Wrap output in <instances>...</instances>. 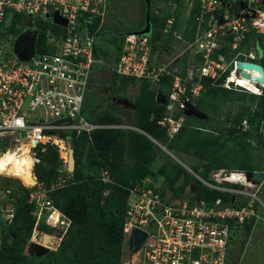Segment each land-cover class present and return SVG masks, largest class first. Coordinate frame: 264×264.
I'll return each instance as SVG.
<instances>
[{
    "label": "built area",
    "instance_id": "2783aa9c",
    "mask_svg": "<svg viewBox=\"0 0 264 264\" xmlns=\"http://www.w3.org/2000/svg\"><path fill=\"white\" fill-rule=\"evenodd\" d=\"M181 3L184 11L179 24L173 27L171 15L160 30L163 44H167L160 48L151 43V31L137 33L145 26L139 28L143 14L136 26L116 37L119 32L115 31V24L111 28L108 19L109 0H0V147L3 149L0 154L28 146L33 184H26L30 188L27 203L49 209L47 223L56 227L55 236L65 234L69 220L52 204L48 188L39 181L34 167L42 160L41 152L55 148L62 167H56L50 189L62 186L72 173L67 169V153L72 148L73 134L115 127L91 122L83 113L94 70L106 69L113 75L134 77L152 86L170 77L167 94L163 95L165 110L156 121L169 138L178 133L187 113L196 109L195 100L205 89L204 78L226 88L264 93V82L244 77L237 71L239 60L258 63L264 70V0H181ZM192 12L196 28L192 39L186 40L183 34ZM55 13L65 24L54 20ZM14 14H22V22L32 19L33 24L22 26L17 34L9 31L7 26ZM39 20L49 23L45 49L39 51L36 46L30 59L21 60L15 52V39L24 31L35 36ZM50 25L62 31L55 33ZM105 34L111 35L113 48V64L108 68V61L95 42V37ZM169 34L171 37L166 41ZM249 34L254 37L249 48H245L242 43ZM118 41L121 47L116 58ZM103 62L106 66L97 68ZM247 73L260 77L255 69H247ZM241 79L247 80L255 91L242 86ZM237 128L247 131L248 119L244 117ZM147 135L157 145L164 146ZM98 175L105 183L113 182L106 170ZM195 176L206 187L230 194V200L217 197L208 202L197 197L189 184L178 196L164 195L159 182L146 178L127 188L121 264H228L229 251L236 236L243 232L244 222L254 218V227L262 218L260 184L248 181L244 170L220 168L211 170L207 178L196 173ZM54 211L59 218L67 219L63 230L58 228L59 218L51 217ZM0 212L12 221L16 217L15 200H6ZM135 230L145 234L140 244Z\"/></svg>",
    "mask_w": 264,
    "mask_h": 264
},
{
    "label": "trees",
    "instance_id": "16d2710c",
    "mask_svg": "<svg viewBox=\"0 0 264 264\" xmlns=\"http://www.w3.org/2000/svg\"><path fill=\"white\" fill-rule=\"evenodd\" d=\"M152 2L149 17L151 43L155 47L160 45V48H163L167 44H163L160 30L171 15L174 16L173 27H176L181 20L184 8L181 0H152ZM157 3L162 6H155ZM194 12L190 14L185 25L183 37L186 40L192 39L196 28ZM144 18L145 3L139 28L145 24ZM22 21V14H14L7 29L17 34ZM37 23L39 26L36 42L38 50L42 51L45 49V31L49 23L42 20ZM50 27L55 33L62 31L59 27L53 25ZM170 37L169 34L166 41ZM253 37V35H247L242 46L249 48ZM261 38L259 37L260 40ZM120 47L121 42H116V58ZM182 60H185V56L182 57ZM118 77L120 76L114 74V83ZM122 79L126 85L137 82L134 77H122ZM170 81V77H165L157 86H152L144 80L139 82V89L133 101L132 116L134 119L130 124L139 131L121 128L123 119L113 111L103 110L102 112L89 113L86 112L84 105L83 113L89 121L115 125V127L97 128L90 134L82 133L78 136L73 134L75 168L69 174L67 182L62 186L50 189L56 173L50 174L46 178L48 197L60 213L69 220L65 232L66 239L61 240L57 249L51 252L48 264H121L122 216L128 195L127 188L154 173L151 164L160 154L159 150L154 147L156 143L147 134L171 151L204 160L203 163L193 166V170L203 178H207L211 170L220 168L244 171L263 170L262 166L255 162V150L260 147L264 151V93L257 95L242 90L238 92L220 84H211V80L204 78L205 89L194 104L196 110L203 115L187 113L178 133L169 138L165 129L156 122L165 110L164 103L157 100L156 93L157 90H161L163 95H166ZM226 104L229 106L228 111L222 112L221 109ZM234 109L236 110L233 112ZM244 117L249 121L247 131L237 128ZM253 140L256 144L253 143ZM50 148L48 147L46 151L48 152ZM53 149L55 158L46 160V165L52 166L50 171L55 170L59 162L58 152L55 148ZM101 170H106L113 182L105 183L100 180L98 174ZM156 173L164 178L173 196L180 195L185 186L191 183L195 195L208 202H212L217 197H222L226 202L230 200V194L206 187L196 177L170 160L165 161ZM181 175L184 176L180 180ZM226 184L229 185V183ZM102 187L111 189L110 203H114L121 212L120 216L111 222L101 218L103 205L100 203V190ZM27 197L23 202L13 198L16 204L15 218L23 204L27 202ZM236 205L239 206L238 203ZM51 217L52 219L59 218L56 211L52 213ZM60 220L61 218H59V222ZM253 224L254 218L243 224L239 256L243 251L247 236L251 233ZM70 245L71 247H69ZM32 258L38 259L37 256ZM23 259L28 260L27 256H23ZM237 263L238 258L234 260L233 264ZM36 264H40V262Z\"/></svg>",
    "mask_w": 264,
    "mask_h": 264
},
{
    "label": "rangeland",
    "instance_id": "374dc122",
    "mask_svg": "<svg viewBox=\"0 0 264 264\" xmlns=\"http://www.w3.org/2000/svg\"><path fill=\"white\" fill-rule=\"evenodd\" d=\"M109 23L111 28L115 24V31L119 32V37L122 32L132 29L141 20L143 14V0H109ZM151 5L153 2L151 0ZM155 6H162L158 4ZM115 22V23H114ZM33 24V20L27 18L24 22H21L20 27ZM111 35L105 34L101 37H95V42L102 51V56L107 59L108 63L98 64L97 68L112 67V55L113 48L111 45ZM139 89V82L126 85L122 77H118V80L110 85H104L102 83L89 82L86 90V112H102L103 110L113 111L116 115H119L123 119V123L120 125L124 129L138 130L133 125H130L133 121L132 111L134 108V98ZM232 89H234L232 87ZM241 92L238 89H235ZM236 96V94H235ZM248 102V100H246ZM229 106L226 104L222 107V112L228 111ZM236 109L233 110V112ZM264 129V126H263ZM139 131V130H138ZM264 133V131H263ZM232 143V141H230ZM253 143L256 144L255 140ZM71 147L73 148L72 144ZM156 150H159L160 154L154 161V168H158L165 161L170 160L180 165L186 172H189L194 177L195 171L193 166L201 164L204 160L193 157L188 154L171 151L166 146H154ZM3 149L0 147V151ZM50 151V152H49ZM255 162L262 166L264 171V151L262 148L257 147ZM42 161L35 166V174L42 182L43 186L47 189L45 181L48 175L55 174L56 169L50 171L52 166H47V161L51 158H55L54 149L51 147L48 152L45 150L40 153ZM58 162V159H57ZM60 163L58 162V165ZM68 169V168H67ZM229 170V169H226ZM155 169L152 175L147 176L146 179L160 183V190L164 195L171 192L170 188L166 185L164 178L156 173ZM73 172V171H72ZM249 172V171H248ZM0 207L9 198H15L19 202H23L30 192V188L25 182L16 175H9L0 172ZM39 174V176H38ZM197 174V173H196ZM184 175H181L183 178ZM192 184H189V188H192ZM257 189V186H255ZM109 187H102L100 190V203L103 205L101 210V218L107 222H111L120 216L119 208L110 203ZM258 198L261 206V216L255 223L252 232L247 236L242 253L238 254L239 242L243 237V232L236 236V242L233 248L229 251L228 264H233L234 260L238 258L237 264H264V179L258 186ZM262 202V204H261ZM100 213V211H99ZM49 215V209L41 208L40 205L24 203L23 207L17 214V218L9 221L0 212V264H48L51 252L57 249L61 240L66 239L65 234L55 236L56 227L48 225L47 216ZM98 215V212H97ZM100 218V216H98ZM67 219L62 218L59 222L60 230H63L66 226L64 223ZM57 234V233H56ZM61 237V239H60ZM80 238V237H79ZM34 244L45 247V251L41 253H35ZM81 246V243H79ZM79 246V247H80ZM71 247V245L69 246ZM78 247V246H77ZM23 256H27L28 260L23 259ZM33 256H37L38 259H33ZM24 260V261H23ZM36 262V263H35ZM125 263V262H124ZM123 263V264H124Z\"/></svg>",
    "mask_w": 264,
    "mask_h": 264
},
{
    "label": "water",
    "instance_id": "95a60500",
    "mask_svg": "<svg viewBox=\"0 0 264 264\" xmlns=\"http://www.w3.org/2000/svg\"><path fill=\"white\" fill-rule=\"evenodd\" d=\"M145 3V26L142 30L138 31L137 33H149L151 31V24H150V9H151V0H143ZM54 20L56 22L62 21L63 24H65L64 20H61L57 17V14L55 13ZM36 34L37 31H35V36H31L28 34V32H21L17 38L15 39V52L17 53L18 57L21 60H28L30 59L35 51H36ZM247 69H255L260 73V77L256 76H249L247 73ZM237 71H240V74L244 77H250L252 80H258L260 82H264V70L263 67L258 63H250V62H244L239 60L237 62ZM90 80L96 83H102L105 85H110L113 81V73L106 69H97L94 70L90 75ZM157 100L161 103H163V93L161 90H157L156 93ZM192 114L201 116V114L198 110L193 109L191 111ZM68 140H71V136L67 137ZM73 148L68 149V161H67V167L70 172H72L75 168V159L73 155ZM247 180L251 181L255 184H260L261 181L264 179V171L263 170H252V171H244ZM95 191V190H94ZM135 236L137 237V243L140 244L142 239L144 238L145 234L142 232H139L138 230L134 231ZM35 247V253H41L45 251V247L40 246L38 244L33 245Z\"/></svg>",
    "mask_w": 264,
    "mask_h": 264
},
{
    "label": "bare ground",
    "instance_id": "6f19581e",
    "mask_svg": "<svg viewBox=\"0 0 264 264\" xmlns=\"http://www.w3.org/2000/svg\"><path fill=\"white\" fill-rule=\"evenodd\" d=\"M234 79V77L232 76ZM242 86L255 91L250 87L247 80L241 79ZM32 160L28 154V146H23L20 149H7L0 154V172L9 175H16L21 178L25 184H33V172H32ZM1 174V173H0ZM236 174L232 175V179L235 180Z\"/></svg>",
    "mask_w": 264,
    "mask_h": 264
},
{
    "label": "crops",
    "instance_id": "0c3cea01",
    "mask_svg": "<svg viewBox=\"0 0 264 264\" xmlns=\"http://www.w3.org/2000/svg\"><path fill=\"white\" fill-rule=\"evenodd\" d=\"M154 164H155V162H153V163L151 164V169H152L153 171H154L155 169H158V168L160 167V166H159L158 168H154V167H153ZM146 177H147V176H146ZM146 177H145V178H146Z\"/></svg>",
    "mask_w": 264,
    "mask_h": 264
},
{
    "label": "clouds",
    "instance_id": "9594fccd",
    "mask_svg": "<svg viewBox=\"0 0 264 264\" xmlns=\"http://www.w3.org/2000/svg\"><path fill=\"white\" fill-rule=\"evenodd\" d=\"M36 44H37V43H36ZM113 76H114V75H113ZM112 82H113V81H112ZM253 228H254V227H252V230H253ZM252 230H251V232H252Z\"/></svg>",
    "mask_w": 264,
    "mask_h": 264
},
{
    "label": "flooded vegetation",
    "instance_id": "af4514ba",
    "mask_svg": "<svg viewBox=\"0 0 264 264\" xmlns=\"http://www.w3.org/2000/svg\"><path fill=\"white\" fill-rule=\"evenodd\" d=\"M105 85V84H104Z\"/></svg>",
    "mask_w": 264,
    "mask_h": 264
}]
</instances>
